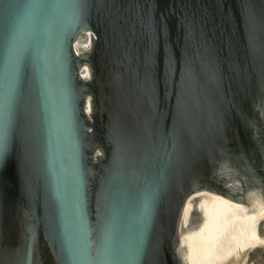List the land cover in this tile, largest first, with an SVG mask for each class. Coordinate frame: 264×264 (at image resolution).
<instances>
[{
  "label": "water",
  "instance_id": "95a60500",
  "mask_svg": "<svg viewBox=\"0 0 264 264\" xmlns=\"http://www.w3.org/2000/svg\"><path fill=\"white\" fill-rule=\"evenodd\" d=\"M0 264H186V206L264 204V0H0Z\"/></svg>",
  "mask_w": 264,
  "mask_h": 264
},
{
  "label": "bare ground",
  "instance_id": "6f19581e",
  "mask_svg": "<svg viewBox=\"0 0 264 264\" xmlns=\"http://www.w3.org/2000/svg\"><path fill=\"white\" fill-rule=\"evenodd\" d=\"M264 204L219 197L189 203L183 215L181 246L186 264H248L251 250L264 247L260 222Z\"/></svg>",
  "mask_w": 264,
  "mask_h": 264
},
{
  "label": "rangeland",
  "instance_id": "374dc122",
  "mask_svg": "<svg viewBox=\"0 0 264 264\" xmlns=\"http://www.w3.org/2000/svg\"><path fill=\"white\" fill-rule=\"evenodd\" d=\"M259 231L264 236V220L260 222ZM248 260V264H264V247L251 250Z\"/></svg>",
  "mask_w": 264,
  "mask_h": 264
},
{
  "label": "snow or ice",
  "instance_id": "6c2138e0",
  "mask_svg": "<svg viewBox=\"0 0 264 264\" xmlns=\"http://www.w3.org/2000/svg\"><path fill=\"white\" fill-rule=\"evenodd\" d=\"M8 153L7 139L0 140V160L5 159Z\"/></svg>",
  "mask_w": 264,
  "mask_h": 264
}]
</instances>
